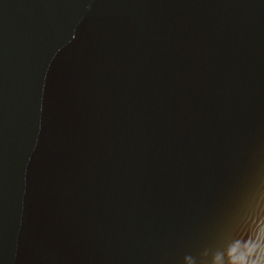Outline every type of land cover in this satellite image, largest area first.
I'll list each match as a JSON object with an SVG mask.
<instances>
[{
	"label": "water",
	"instance_id": "water-1",
	"mask_svg": "<svg viewBox=\"0 0 264 264\" xmlns=\"http://www.w3.org/2000/svg\"><path fill=\"white\" fill-rule=\"evenodd\" d=\"M0 264H264V0H0Z\"/></svg>",
	"mask_w": 264,
	"mask_h": 264
}]
</instances>
